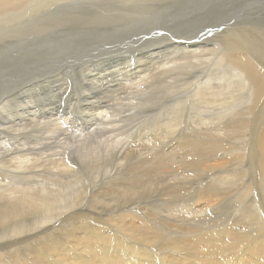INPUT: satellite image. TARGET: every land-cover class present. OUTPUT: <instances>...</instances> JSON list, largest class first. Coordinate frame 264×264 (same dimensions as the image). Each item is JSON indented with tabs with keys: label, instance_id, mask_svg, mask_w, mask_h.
Masks as SVG:
<instances>
[{
	"label": "rangeland",
	"instance_id": "obj_1",
	"mask_svg": "<svg viewBox=\"0 0 264 264\" xmlns=\"http://www.w3.org/2000/svg\"><path fill=\"white\" fill-rule=\"evenodd\" d=\"M120 1L121 0H111L110 3ZM184 1L185 2H183V0H161L160 5L154 4L155 9L142 13L143 16L141 14L140 18L137 19H135V16L131 17L135 14L128 12L129 10L126 9L127 5L123 6L118 11L106 12L103 10L105 9L103 6L102 8L100 7L101 5H98V7L95 4H92L93 6L89 4V6L85 2L73 3V5H67L70 3H66V5L64 4V6H62V9L58 8L59 13L49 14V18H46L48 17L46 16L43 18L44 20L41 19V21L32 20L33 22L30 23L31 19L26 16L22 19L20 18V20H14L12 15L13 10L10 12L7 11L1 17L3 19H0V29L2 30H0V134L9 132L4 129V127L8 125L5 124L6 121L18 125L22 124L19 128L20 130L16 132V136L25 137L27 135V137H31V139L35 138L34 141L43 143L41 147H36L33 152L37 154L40 153L43 157H46L52 154L50 151L51 149L47 151V145L50 144L48 138L52 136L51 131L55 128L53 123L59 124V127L65 129L66 131H64V133L66 132L65 134L69 136L72 135L74 130H76V132H74L75 135H77L81 132L84 133V131H89L90 128L95 129L97 127L96 129L98 131H96V133L98 132L97 135H99V139L93 142V144L95 143V146H97L100 143V137L101 140L105 139V141L109 142L112 139V143H106L108 145L105 144L106 147L103 144L100 145L101 147L103 146L102 148L104 150L106 149L104 152L106 158L103 156L99 161H95V167H93V164L91 165L92 169H89L90 166H87V168L83 167V170H85V173L83 172L85 176L83 187L86 193L83 190L79 195V199L83 201L84 204L91 206V209L100 208L104 211H108V213L117 207L125 208L121 217L118 218L121 223H125L129 218L133 217L135 219L137 218V229L145 232L149 231V233L151 230L155 232L157 229L158 232H156L160 237L158 238L157 244L164 245L163 250L159 251H166L168 253L167 257L172 256L175 258L182 256L187 250L190 251L194 249H190L192 245L188 246L186 242L190 245V243L200 237L217 239L219 236L223 237V233L227 232L229 229L230 232L236 235L238 232L241 238L256 239L262 233L258 218L261 217L260 220L264 222V210H262L264 209V151L260 153L258 146H256L261 130L264 128L263 123L258 130L261 117H264V99L261 98L258 102H255V99L252 100V96L249 94L248 90H242L237 78V72L230 70L232 69L231 66L225 65L227 61H231L236 54H245L246 52L256 53L257 56L264 59V0ZM90 7L92 9H97L95 12H97L96 14L99 20L97 17L95 18L94 12ZM131 10H133V8H131ZM123 13L131 15L125 18V16L120 15ZM77 14L81 17H78ZM51 15L53 16L51 17ZM106 16L107 18H105ZM227 18L232 19L227 20ZM114 19H117V21ZM233 20L236 21L233 22ZM42 21H44V23ZM142 21H144V23ZM116 22L120 24L117 23V25ZM121 23L123 25H121ZM213 23H215V25ZM145 28L148 31L143 32L137 37H130L131 39L125 34L130 29L133 31H144ZM115 29L117 30L115 31ZM173 30L174 32L172 33ZM203 39H207L212 43H201L200 46H203L202 49H190V46H188L191 45V43H197L198 40ZM109 40L112 41L109 43ZM165 40L167 41L165 42ZM151 43L153 44L151 45ZM110 44H112V46ZM172 47H174V49H172ZM192 50L201 51L196 53L190 52ZM219 50H221L222 53L217 52ZM165 56H167V58ZM163 59L166 62L162 61ZM160 60L165 63H162ZM174 62L176 64H174ZM166 63L167 66L165 65ZM180 63L189 64V67H184L186 71L183 73L185 77H183L184 81L181 83L182 89L180 87L169 86L172 92L175 91L174 95L171 92V94H169L167 92H169L170 89H165L166 86L164 84L158 85V80L162 82L165 78V80L169 81L168 77L177 71V66ZM124 66H127V69ZM160 68L164 69L161 70ZM220 71L222 73L231 74L234 77L233 79H237L238 81L235 85V90L231 89L215 95L209 90L208 85L210 84L209 81L212 73ZM128 72L131 73V75ZM23 76L24 78H22ZM188 76H195L196 80L192 81V85L186 83L189 79ZM177 80L178 79H176V81ZM156 84L158 87L155 86ZM145 87L146 90L144 89ZM158 88L163 90H159L160 94L157 92ZM148 89H151L152 93L149 92ZM140 90L147 91V94L145 93V97L147 98H143L146 105L137 115V118L135 117L124 124H119L121 128L118 127L119 125H117V123H112L119 119L117 118L118 109L120 110L122 106L127 105L128 102L130 103L132 98L135 97L134 93L141 92ZM165 90H167L166 93L164 92ZM153 94L155 96H152ZM168 97L169 99H167ZM164 99L166 100V105H164ZM120 102L124 105L120 104ZM160 104H162V107ZM2 107H4L5 110L2 109ZM220 110L222 113H220ZM102 111L105 112V114H103L101 118L99 115ZM180 111L182 112L180 113ZM25 112H28L29 115H33L34 113L36 117L31 118L27 116ZM124 115L125 114H122V116ZM104 117L108 118L107 123L110 122L112 125L108 124L107 126L106 123L97 125L99 122L98 120ZM35 127H38V129ZM102 127H104V129H102ZM115 127L118 128L116 129ZM139 127L140 129L143 127L142 130L138 129ZM167 127H174L175 129H169L168 131ZM211 127H213L212 130ZM135 128H137L136 131H134ZM216 128L219 129L217 130L219 132H215ZM115 129L117 131L119 129L118 135ZM232 129L233 131H231ZM139 130L141 132H139ZM226 131L228 132L227 135L230 134L229 136H226ZM102 132L105 133L106 136ZM211 132H213L215 136ZM111 133L113 136L115 134L117 136L115 135V137L112 136L113 138H110ZM102 134L104 136H102ZM220 135H224V137H220ZM203 136H205V139H203ZM236 136L239 137L236 138ZM0 137L2 136L0 135ZM108 137L110 139L106 140ZM192 137L195 139L193 138L192 140ZM239 140L241 143L237 142ZM0 141H2V139H0ZM115 142L118 144L116 145ZM113 143H115V145ZM93 144L92 146H94ZM109 144H113L114 147H111ZM235 146H237L238 149ZM208 147L210 148L207 149ZM30 148H32V146L29 147V149ZM107 148H110V150L112 148V150L117 148V151L114 150L113 154L112 150L110 153L108 152L110 150ZM138 149H140L139 152L136 151ZM143 149L146 151L144 152ZM234 150L240 152H235ZM241 150L243 152H241ZM58 151L56 152L54 149V154L58 155ZM25 153L28 152H23V154ZM127 154L131 155L128 156ZM218 159L220 160L218 161ZM82 160L87 164L86 159ZM223 163V166H229L227 168L228 171H232L229 173L234 174L236 172L235 174L240 173V175L233 176L231 177L233 179H231L225 176L226 174L224 173L216 174L214 169L217 168V165L219 166ZM209 165H214V168ZM235 165L237 168H235ZM136 167L138 170L135 169ZM130 170L131 172H129ZM206 170L209 171L206 172ZM111 171L114 173H111ZM119 171L120 173H118ZM121 171L123 174H121ZM178 171L180 173H178ZM95 175L98 176L96 177ZM3 176L4 174L1 172V184L5 181ZM113 177L114 180L116 179L115 181H113ZM235 179L237 180L236 182L234 181ZM238 179H240V181ZM222 182L224 184L223 186ZM248 183L252 191L251 193L246 190V185ZM253 183H255L256 186ZM102 184H104V186ZM85 185L87 186L85 187ZM237 187L239 190L236 189ZM229 188L235 190L232 191ZM225 189L226 191L228 190L227 193ZM235 191L236 193H234ZM210 192L215 194V200H213L214 202L212 204L213 207L215 206V209L208 208L205 211L198 210V206L206 202L201 200L203 203L199 204L200 201L198 199L208 197ZM83 193L84 196L87 195V198L85 197L84 199V197H82ZM231 193L234 195L228 198ZM256 196H258V199ZM239 198L242 201H240ZM235 200H237V203ZM253 203L254 205L256 203L258 206H254ZM216 207L218 209H216ZM249 215H251V217ZM156 217L161 219H156ZM254 218H256L258 222ZM221 221L223 223H221ZM155 223H157V226ZM75 226L77 229L74 226L70 228L71 233L72 230L80 229L79 225ZM150 227H153L155 230ZM191 227L193 229H191ZM219 229L221 232H219ZM165 232H168L167 236ZM188 233L190 235L195 234L190 236ZM213 233L217 236L215 237ZM176 234L179 235L177 238L174 237ZM141 259L144 260L145 258L141 257ZM155 259L157 260V264H172L171 261L163 260L160 256ZM222 264L228 263L223 261Z\"/></svg>",
	"mask_w": 264,
	"mask_h": 264
},
{
	"label": "bare ground",
	"instance_id": "obj_2",
	"mask_svg": "<svg viewBox=\"0 0 264 264\" xmlns=\"http://www.w3.org/2000/svg\"><path fill=\"white\" fill-rule=\"evenodd\" d=\"M111 0H0V19L7 11L13 10V19L20 20L23 17H28L31 19L30 23L33 21H38L43 19L44 17L49 18V14L59 13L58 8H63L64 4L70 3L67 5H73V3L77 4L80 2H85L86 4H95L101 5L105 8L106 12H112L115 10H120L123 6L127 5L126 9H128L130 13H134L135 15L131 16L135 19L140 18L142 13H146L154 8V4L160 5L161 0H121L120 2H112ZM123 1V2H122ZM197 1V0H196ZM180 2V1H179ZM178 2V3H179ZM183 2H185L183 0ZM194 3V2H193ZM90 6V5H89ZM93 6V5H92ZM98 6V7H99ZM80 7V6H79ZM96 7V6H95ZM65 8V7H64ZM87 8V7H86ZM89 8V7H88ZM133 8V10H131ZM165 8V6H164ZM66 9V8H65ZM72 9V8H70ZM94 12L95 18L99 20L98 15L95 12L97 9H92ZM100 10V9H99ZM17 11V12H16ZM65 11V10H64ZM67 11V10H66ZM71 11V10H70ZM78 11V10H77ZM159 11V10H158ZM79 12V11H78ZM77 12V13H78ZM126 12V13H128ZM153 12V11H152ZM156 12V11H155ZM62 13V12H60ZM120 14L121 16H127L131 14ZM70 14V13H69ZM72 14V13H71ZM58 15V14H57ZM68 15V14H67ZM74 15V13H73ZM72 15V16H73ZM119 15V16H120ZM53 15H51L52 17ZM64 16V15H63ZM78 16V14H77ZM105 16V15H104ZM139 16V17H138ZM143 16V14H142ZM162 16V15H161ZM12 17V16H11ZM59 17V16H58ZM81 17V16H78ZM109 17V15H108ZM165 17V16H164ZM104 18V17H102ZM107 18V16L105 17ZM119 18V17H118ZM117 18V19H118ZM159 18V17H158ZM52 19V18H51ZM50 19V20H51ZM117 19H114L117 21ZM120 19V18H119ZM134 19V18H133ZM232 18H227V20H231ZM33 20V21H32ZM44 20V19H43ZM122 20V19H121ZM218 20V19H216ZM5 21V20H4ZM120 21V20H119ZM236 20H233V22ZM44 23V21H42ZM144 23V21H142ZM141 22V23H142ZM151 22V21H150ZM158 22V21H157ZM231 22V21H230ZM240 22V21H239ZM249 22V21H248ZM118 22H116L117 24ZM130 23V22H129ZM138 23V21H137ZM216 23V22H215ZM215 23H213L215 25ZM218 23V22H217ZM250 23V22H249ZM120 24V23H118ZM117 24V25H118ZM248 24V23H247ZM254 24V23H253ZM31 25V24H30ZM121 25H123L121 23ZM145 25V24H144ZM213 25V26H214ZM256 25V23H255ZM7 26V25H6ZM29 26V25H28ZM126 26V25H125ZM124 26V27H125ZM168 26V25H166ZM220 26V25H219ZM239 26V25H238ZM254 26V25H253ZM122 27V26H120ZM165 27V26H164ZM170 27V26H169ZM217 27V26H216ZM14 28V27H12ZM21 28V27H20ZM26 28V27H25ZM131 28V27H129ZM163 28V27H162ZM175 28V27H174ZM243 28V26H242ZM241 28V29H242ZM247 29L246 27H244ZM255 28V27H254ZM259 28V27H258ZM119 29V28H118ZM126 29V28H125ZM124 29V30H125ZM135 29V28H134ZM140 29V28H139ZM164 29V28H163ZM224 29V28H223ZM244 29V30H245ZM1 30V29H0ZM17 30V28H16ZM21 30V29H20ZM26 30V29H25ZM32 30V29H30ZM28 30V31H30ZM117 29H115L116 31ZM121 30V28H120ZM123 30V29H122ZM128 30V29H127ZM157 30V29H156ZM172 30V29H171ZM236 30V29H235ZM239 30V29H238ZM255 30V29H254ZM257 30V28H256ZM260 30V29H259ZM2 31V30H1ZM0 31V32H1ZM148 31L146 28L144 31H133L129 30L125 34L128 37H137L143 32ZM151 31V30H150ZM154 31V29H153ZM247 31V30H246ZM253 31V29H252ZM119 32V30H118ZM123 32V31H122ZM158 32V31H157ZM174 30L172 31V33ZM250 32V31H249ZM162 33V32H161ZM212 33V32H211ZM233 33V32H232ZM252 33V32H251ZM254 33V32H253ZM257 33V32H256ZM262 33V32H261ZM33 34V33H32ZM118 34V33H117ZM246 34V33H245ZM243 34V35H245ZM260 34V33H259ZM21 35V34H20ZM126 35V36H127ZM144 35V34H143ZM156 35V34H155ZM162 35V34H161ZM214 35V34H213ZM114 36V35H113ZM125 36V35H122ZM220 36V35H218ZM127 37V38H128ZM152 37V36H151ZM216 37V36H215ZM121 38V37H120ZM126 38V39H127ZM128 38V39H129ZM142 38V37H141ZM140 38V39H141ZM182 38V37H181ZM212 38V37H211ZM222 38V37H221ZM247 38V37H246ZM256 38V37H255ZM260 38V37H259ZM116 39V38H115ZM131 39V38H130ZM139 39V38H138ZM144 39V38H143ZM149 39V38H148ZM152 39V38H151ZM178 39V38H177ZM176 39V41H177ZM219 39V38H218ZM258 39V38H257ZM118 40V39H117ZM123 40V39H122ZM160 40V39H158ZM164 40V39H163ZM162 40V41H163ZM109 40L108 42L110 43ZM161 41V40H160ZM167 40H165L166 42ZM184 41V40H183ZM182 41V42H183ZM193 41V39H192ZM256 41V40H255ZM260 41V40H259ZM117 42V41H116ZM127 42V41H126ZM135 42V41H134ZM138 42V41H137ZM136 42V43H137ZM151 42V41H150ZM178 42V41H177ZM186 42V41H185ZM184 42V43H185ZM190 42V41H189ZM207 42H211L207 39L198 40L197 43H191V48H199L202 49L203 46H200L201 43L206 44ZM251 42V41H250ZM130 43V42H129ZM149 43V42H148ZM168 43V42H167ZM212 43V42H211ZM225 43V42H224ZM120 44V43H119ZM122 44V43H121ZM142 44V43H141ZM153 43H151L152 45ZM220 44V43H219ZM112 46V44H110ZM139 45V44H138ZM149 45V44H148ZM157 45V44H156ZM169 45V44H168ZM184 45V44H183ZM209 45V44H207ZM258 45V44H257ZM254 45V46H257ZM136 46V45H134ZM144 46V45H141ZM140 46V47H141ZM167 46V45H166ZM177 46V44H176ZM250 46V45H249ZM260 46V45H259ZM10 47V46H9ZM158 47V46H157ZM162 47V46H161ZM120 48V47H119ZM127 49L126 47H124ZM138 48V47H137ZM144 48V47H143ZM160 48V47H158ZM263 48V47H262ZM157 49V48H156ZM174 49V47H172ZM182 49V48H181ZM254 49V48H252ZM120 50V49H118ZM129 50V49H128ZM154 50V48H153ZM178 50V49H177ZM176 50V51H177ZM233 50V49H232ZM256 50V49H255ZM71 51V50H70ZM69 51V52H70ZM201 51V50H200ZM196 50H192L190 52H200ZM132 52V51H131ZM130 52V53H131ZM180 52V51H179ZM222 53L221 50L217 51ZM16 53V52H15ZM161 53V52H160ZM159 53V54H160ZM165 53V52H164ZM176 53V52H175ZM189 53V52H188ZM110 54V53H109ZM115 54V53H114ZM119 54V53H118ZM157 54V53H156ZM213 54V53H212ZM70 55V54H69ZM117 55V54H116ZM132 55V54H131ZM19 56V55H18ZM110 56V55H109ZM151 56V55H150ZM155 56V55H154ZM163 56V55H162ZM168 56V55H167ZM167 56H165L167 58ZM170 56V55H169ZM168 56V57H169ZM179 56V53H178ZM261 56V55H260ZM164 57V58H165ZM171 57V56H170ZM202 57V56H201ZM75 58V57H74ZM142 58V57H141ZM165 58V59H166ZM73 59V58H72ZM162 59V57H161ZM199 59V58H198ZM13 60V59H12ZM20 60V59H19ZM59 60V59H58ZM137 60V59H136ZM140 60V59H139ZM157 60V58H156ZM167 60V59H166ZM174 60V59H173ZM229 60V59H228ZM17 61V60H16ZM41 61V60H40ZM62 61V59H61ZM79 61V60H78ZM161 61V60H160ZM159 61V62H160ZM162 61H165L164 59ZM161 61V62H162ZM171 61V60H170ZM19 62V61H18ZM66 62V61H65ZM151 62V61H150ZM160 62V63H161ZM166 62V61H165ZM162 62V63H165ZM168 62V60H167ZM172 62V61H171ZM187 62V61H184ZM200 62V61H199ZM50 63V62H49ZM58 63V62H57ZM157 63V62H156ZM170 63V62H169ZM190 63V62H189ZM196 63V62H195ZM23 64V63H22ZM39 64V63H38ZM127 64V63H126ZM158 64V63H157ZM172 64V63H171ZM170 64V65H171ZM174 64H176L174 62ZM225 64V63H224ZM24 65V64H23ZM27 65V64H26ZM160 65V64H159ZM167 66V63L165 64ZM169 65V64H168ZM227 66H231L233 71L237 72V78L239 80V84L242 90H248L249 94L252 96V100L255 99V102H258L261 98L264 99V59L257 56L256 53L246 52L245 54H236L231 61H227ZM28 66V65H27ZM31 66V65H30ZM189 67V64L180 63L177 66V71L174 74H171L168 80H164L159 82L158 85L164 84L165 89H170L169 86L180 87L182 89V82L184 81L185 76L183 73L186 71L184 67ZM127 69V66H124ZM192 67V66H191ZM199 67V66H198ZM203 67V66H202ZM67 68V67H66ZM166 68V67H165ZM227 68V67H226ZM11 69V68H10ZM16 69V68H15ZM68 69V68H67ZM161 69V68H160ZM164 69V68H162ZM161 69V70H162ZM170 69V68H169ZM28 70V69H26ZM173 70V69H172ZM208 70V69H207ZM206 70V71H207ZM8 71V70H7ZM18 71V70H17ZM155 71V70H154ZM193 71V70H192ZM157 72V71H156ZM221 72V71H220ZM214 72L210 77V84L208 85L209 90L212 91L215 95L222 93L223 91H229L231 89L235 90V85L237 84V79H233L234 77L231 74ZM1 73V72H0ZM129 73V72H128ZM194 73V72H193ZM82 74V73H81ZM131 75V73H129ZM191 74V73H190ZM189 74V75H190ZM203 74V73H202ZM34 75V74H33ZM164 75V74H163ZM166 75V74H165ZM186 75V74H185ZM196 75V74H195ZM203 76V75H202ZM165 77V76H164ZM189 77V76H188ZM205 77V76H203ZM24 78V76L22 77ZM176 79H178L176 81ZM207 79V78H206ZM162 80V79H161ZM196 80L195 76L189 77L187 84H191L192 81ZM22 82V81H21ZM28 82V81H27ZM42 84V83H41ZM157 84L155 85L156 87ZM198 84V83H197ZM17 85V84H16ZM192 85V84H191ZM154 86V85H153ZM20 87V86H19ZM155 87V88H156ZM202 87V86H201ZM37 88V87H36ZM161 88V87H159ZM158 88V94H160V90ZM146 90V87L144 88ZM157 89V88H156ZM174 89V88H173ZM191 89V88H190ZM149 90V89H148ZM160 90V91H159ZM171 90V89H170ZM167 93L171 94L175 93L172 90ZM176 90V89H174ZM135 92V97L132 98L131 102L127 103V105L122 106V108L118 111L117 121L112 123L124 124L132 118H137V115L142 111L143 107L146 105V102L143 100L145 97V93L147 91ZM167 90L164 92L166 93ZM196 91V90H195ZM194 91V93H195ZM199 91V90H198ZM151 92V89L149 90ZM171 92V93H170ZM152 93V92H151ZM150 93V94H151ZM198 93V92H197ZM201 93V92H200ZM240 93V91H239ZM14 94V93H13ZM39 94V93H38ZM149 94V95H150ZM157 94V95H158ZM168 94V95H169ZM186 94V93H185ZM189 94V93H188ZM199 94V93H198ZM202 94V93H201ZM248 94V93H246ZM32 95V94H31ZM162 95V94H161ZM197 95V94H196ZM212 95V94H211ZM233 95V94H232ZM152 96H155L154 94ZM200 96V95H199ZM209 96V95H208ZM242 96V95H241ZM149 97V96H148ZM160 97V96H159ZM172 97V95H171ZM189 97V96H188ZM187 97V98H188ZM191 97V96H190ZM239 97V96H238ZM147 98V97H145ZM158 98V97H157ZM162 98V97H161ZM164 98V97H163ZM207 98V97H206ZM210 98V97H209ZM169 99V97L167 98ZM173 99V98H171ZM150 100V99H149ZM153 100V99H152ZM165 100V99H164ZM183 100V99H182ZM187 100V99H186ZM1 101V100H0ZM157 101V100H155ZM150 102V101H149ZM154 102V101H153ZM161 102V101H160ZM164 102V101H163ZM223 102V101H222ZM232 102V101H231ZM230 102V103H231ZM5 103V102H4ZM159 103V102H158ZM162 103V102H161ZM215 103V101H214ZM120 104H123L120 102ZM212 104V103H211ZM210 104V105H211ZM226 105V103H224ZM223 104V105H224ZM116 105V104H115ZM124 105V104H123ZM154 105V104H153ZM156 105V104H155ZM162 107V104H160ZM166 105V100L165 104ZM224 105V106H225ZM257 105V104H256ZM3 106V105H2ZM152 106V105H151ZM157 106V105H156ZM177 106V105H176ZM206 106V105H205ZM215 106V105H214ZM228 106V105H226ZM118 107V106H117ZM185 107V106H184ZM212 107V106H211ZM230 107V106H229ZM226 108V107H225ZM4 109V107H2ZM5 110V109H4ZM3 110V111H4ZM188 110V109H187ZM193 110V109H192ZM222 110V109H221ZM220 110V113H222ZM154 111V110H153ZM34 112V111H33ZM182 111H180L181 113ZM27 116L31 118L36 117L33 115H29L28 112H25ZM225 113V112H224ZM228 113V112H227ZM105 112H101L99 116L101 118ZM122 114H125L122 116ZM8 115V114H7ZM218 115V114H217ZM98 117V116H97ZM113 117V116H112ZM211 117V116H210ZM228 117V116H227ZM125 118V119H120ZM233 118V117H231ZM192 119V117H191ZM237 119V118H236ZM251 119V118H248ZM247 119V120H248ZM108 118L104 117L103 119H99L97 125H102L107 123ZM111 120V119H110ZM171 120V119H170ZM241 120V119H240ZM239 120V121H240ZM246 120V122H247ZM252 120V119H251ZM135 121V120H134ZM172 121V120H171ZM209 121V120H208ZM223 121V120H222ZM231 121V120H230ZM250 121V120H249ZM242 122V121H241ZM259 122V121H258ZM34 123V122H33ZM53 123V122H50ZM152 123V122H151ZM164 123V122H163ZM170 123V122H169ZM264 123V117H261V121L258 124V130L261 128V125ZM5 124H8L4 127V129L9 132L6 134H0L2 137V141H0V173L3 172L5 181L1 184L0 182V264H157L156 257H161L163 260H169L172 264H222V262H226L228 264H264V222H262L261 217H257L260 224L261 235L256 239H244L241 238L239 233L237 235L230 232L229 230L223 233V237L215 238H205L200 237L194 240L190 245L186 242L188 246L194 248L193 250H183L185 251L180 257H172L168 256L166 251L163 250L162 245H158V231L156 229L155 232L143 231L137 229L138 221L131 217L125 223H121L118 219L121 217L125 208L117 207L113 209L110 213L108 211H104L100 208L91 209L89 205H86L79 199L80 193L84 190L83 181L84 174L83 167L87 168L93 164L94 162L99 161L104 155L105 150L100 146L101 144L105 145L106 143H110L109 141L101 140L100 143L95 146L97 139H99V135H97L96 128L91 129L89 131H77L81 132L80 134L75 135L76 130L73 131L72 135H67L64 133L65 129L59 127L53 123L55 128L51 131V137L48 138V142L50 144L47 145V151L52 152L50 156L43 157L42 154L34 153L33 151L36 147H41L43 143L34 141L35 138L31 139V137H17L16 132H18L22 124H15L10 121H6ZM4 125V124H2ZM145 125V124H144ZM170 125V124H169ZM176 125V124H175ZM174 125V127H175ZM201 125V124H200ZM92 126V125H91ZM105 126V125H104ZM116 126V125H113ZM161 126V125H160ZM211 126V125H210ZM120 127V125L118 126ZM117 127V128H118ZM174 127L168 128L173 129ZM182 127V126H180ZM203 127V126H202ZM230 127V126H229ZM227 127V128H229ZM233 127V126H232ZM23 128V127H22ZM21 128V129H22ZM38 129V127H35ZM44 128V127H43ZM46 128V127H45ZM99 128V127H98ZM109 128V127H108ZM116 128V127H115ZM116 128V129H117ZM121 128V127H120ZM143 127L138 129L142 130ZM164 128V126H163ZM207 128V127H206ZM213 127H211L212 130ZM244 128V126H243ZM29 129V128H28ZM41 129V128H40ZM104 129V127H102ZM101 129V131H102ZM115 129V130H116ZM137 128L134 129L136 131ZM175 129V128H174ZM189 129V128H187ZM23 130V129H22ZM70 130V129H68ZM67 130V131H68ZM72 130V129H71ZM107 130V129H106ZM113 130V129H112ZM139 130V132H141ZM147 130V129H146ZM184 130V129H180ZM209 130V129H208ZM215 130V129H214ZM219 130L216 128L215 132ZM230 130V129H229ZM3 131V130H2ZM25 131V130H24ZM43 131V130H42ZM117 131V130H116ZM119 131V129H118ZM116 132L117 135L119 132ZM144 131V129H143ZM142 131V132H143ZM150 131V130H147ZM233 131V129L231 130ZM1 132V131H0ZM26 132V131H25ZM28 132V131H27ZM111 132V131H110ZM154 132V131H153ZM174 132V130H173ZM225 132V131H224ZM238 132V131H237ZM246 132V131H245ZM31 133V132H30ZM39 133V132H38ZM103 133V132H102ZM132 133V132H131ZM146 133V132H145ZM152 133V132H151ZM213 134V132H211ZM222 133V132H220ZM226 131V136L227 135ZM230 133V131H229ZM247 133V132H246ZM250 133V132H249ZM19 134V133H17ZM22 134V133H21ZM25 134V133H24ZM23 134V135H24ZM105 134V133H103ZM102 134V136H104ZM115 134V133H114ZM140 134V133H139ZM197 134V133H196ZM224 134V133H223ZM224 134V135H225ZM237 134V133H236ZM29 135V134H28ZM101 135V134H100ZM109 135V134H108ZM116 135V134H115ZM111 133V137H115ZM116 135V136H117ZM142 135V134H141ZM187 135V134H186ZM195 135V133H194ZM214 135V134H213ZM212 135V136H213ZM224 135H222L224 137ZM234 135V134H232ZM254 135V134H253ZM30 136V135H29ZM106 136V134H105ZM113 136V137H112ZM148 136V135H147ZM154 136V135H153ZM164 136V135H163ZM215 136V135H214ZM220 135V137H222ZM225 136V137H226ZM240 136V135H239ZM238 136V137H239ZM246 136V135H245ZM249 136V134H248ZM259 136V135H258ZM34 137V135H33ZM106 138L110 139V138ZM128 137V136H127ZM151 137V136H149ZM180 137V136H179ZM184 137V136H183ZM198 137V136H197ZM205 136H203V139ZM236 136V138H238ZM140 138V137H139ZM166 138V137H165ZM194 137H192L193 140ZM207 138V137H206ZM228 138V137H226ZM233 138V136H232ZM235 138V137H234ZM241 138V137H240ZM249 138V137H248ZM115 139V138H114ZM135 139V138H134ZM154 139V138H153ZM195 139V138H194ZM213 140L212 138H210ZM43 140V139H42ZM41 140V141H42ZM142 140V139H141ZM166 140V139H165ZM232 140V139H231ZM236 140V139H235ZM116 141V140H115ZM198 141V140H197ZM217 141V140H215ZM36 142V143H34ZM91 142V143H90ZM127 142V141H126ZM157 142V141H156ZM235 143V141L233 140ZM240 142L241 141H237ZM256 142V141H254ZM15 143V144H13ZM112 143V142H111ZM116 143V142H115ZM115 143H113L115 145ZM133 143V142H132ZM163 143V142H162ZM161 143V144H162ZM204 143V142H203ZM215 143V142H214ZM222 143V142H221ZM225 143V142H224ZM223 143V144H224ZM239 143V144H240ZM252 143V142H251ZM92 144L94 146H92ZM106 144V145H107ZM109 144L111 147L114 145ZM118 143H116L117 145ZM121 144V143H119ZM142 144V143H141ZM218 144V143H217ZM229 144V143H228ZM227 144V145H228ZM46 145V144H45ZM105 145V147H106ZM202 145V144H200ZM219 145V144H218ZM222 145V144H221ZM236 145V144H235ZM243 145V144H241ZM3 146V147H2ZM29 149V147H31ZM108 146V145H107ZM109 146V147H110ZM119 146V145H118ZM126 146V144H125ZM135 146V144H134ZM141 146V145H140ZM178 146V145H177ZM215 146V145H214ZM260 153L264 151V128L261 130L260 137L258 139L257 145ZM50 147V148H49ZM117 147V146H116ZM121 147V146H120ZM118 147V148H120ZM143 147V145H142ZM173 147V146H172ZM192 147V146H191ZM196 147V146H195ZM229 147V145H228ZM237 148V146H235ZM234 147V148H235ZM241 147V146H240ZM244 147V146H243ZM28 148V149H26ZM125 148V147H124ZM138 148V147H137ZM145 148V147H144ZM208 147L207 149H209ZM233 148V149H234ZM235 148V149H236ZM26 149V150H25ZM40 149V148H39ZM54 149L56 152L58 151V155L54 154ZM108 149V148H107ZM113 149V148H112ZM111 149V150H112ZM117 149V148H116ZM114 149V150H116ZM175 149V148H174ZM186 149V148H185ZM193 149V148H192ZM229 149V148H228ZM238 149V148H237ZM250 149V148H249ZM41 150V149H40ZM44 150V149H43ZM110 150V148L108 149ZM107 150V151H108ZM111 150L108 151L111 153ZM112 150V152L114 151ZM122 150V147H121ZM119 150V151H121ZM125 150V149H124ZM140 149L136 150L139 152ZM144 150V149H143ZM148 150V148H147ZM257 150V151H259ZM27 151L28 153L23 154V152ZM45 151V150H44ZM46 151V152H47ZM117 151V150H116ZM115 151V152H116ZM146 150H144L145 152ZM190 151V150H189ZM228 151V150H227ZM235 151V150H234ZM238 151V150H236ZM235 151V152H236ZM262 151V152H261ZM127 152V151H125ZM142 152V151H140ZM161 152V151H160ZM207 152V151H206ZM220 152V149H219ZM229 152V151H228ZM240 152V151H238ZM241 152H243L241 150ZM248 152V151H247ZM22 153V154H21ZM119 153V152H118ZM122 153V152H121ZM137 153V152H136ZM135 153V154H136ZM152 153V152H151ZM215 153V152H214ZM230 153V152H229ZM108 154V153H107ZM114 154V152H113ZM116 154V153H115ZM141 154V153H140ZM149 154V153H148ZM209 154V153H208ZM219 154V153H218ZM226 154V153H225ZM235 154V153H234ZM128 155V154H127ZM131 155V154H130ZM128 155V156H130ZM138 155V154H137ZM215 155V154H214ZM237 155V154H235ZM239 155V154H238ZM245 155V154H244ZM243 155V156H244ZM264 155V154H263ZM36 156V157H35ZM143 156V155H142ZM163 156V155H162ZM171 156V155H170ZM212 156V155H211ZM210 156V157H211ZM123 157V156H122ZM138 157V156H137ZM140 157V156H139ZM148 157V156H147ZM172 157V156H171ZM229 157V156H228ZM254 157V156H253ZM104 158V159H105ZM120 158V157H119ZM143 158V157H141ZM149 158V157H148ZM221 158V157H220ZM227 158V157H226ZM235 158V157H234ZM238 158V157H237ZM86 159L87 164L82 160ZM214 159V158H213ZM217 159V158H216ZM126 160V159H125ZM124 160V161H125ZM172 160V159H171ZM215 160V159H214ZM220 159H218L219 161ZM229 160V159H227ZM231 160V159H230ZM121 161V160H120ZM142 161V160H141ZM145 161V160H144ZM217 161V162H218ZM233 161V160H231ZM184 162V161H183ZM226 162V161H225ZM85 163V164H84ZM107 163V162H106ZM145 163V162H144ZM222 163V161H221ZM227 163V162H226ZM235 163V161H234ZM249 163V162H247ZM98 164V162H97ZM112 164V163H111ZM115 164V163H114ZM141 164V163H140ZM189 164V163H188ZM191 164V163H190ZM217 164V163H215ZM228 164V163H227ZM225 164V165H227ZM231 164V163H230ZM239 164V163H238ZM110 165V164H109ZM142 165V164H141ZM222 165H217L214 170L216 174L224 173L225 176L233 177L239 176V174L229 173L228 167ZM247 165V164H246ZM98 166V165H97ZM96 166V168H97ZM103 166V165H102ZM118 166V165H117ZM183 166V165H182ZM211 166V165H209ZM236 166V165H235ZM258 166V165H257ZM144 167V166H143ZM214 168V165L211 166ZM232 167V166H231ZM247 167V166H246ZM255 167V166H254ZM102 168V167H101ZM107 168V167H106ZM123 168V167H122ZM212 168V169H213ZM237 168V166L235 167ZM116 169V168H115ZM118 169V168H117ZM136 170L137 167L135 168ZM231 169V168H230ZM100 170V169H99ZM102 170V169H101ZM107 170V169H106ZM187 170V169H186ZM87 171V170H86ZM114 171V170H113ZM118 171V170H116ZM124 171V170H122ZM121 171V174H123ZM135 171V170H134ZM175 171V170H174ZM177 171V170H176ZM190 171V170H189ZM209 170H206V172ZM254 171V169H253ZM258 171V170H257ZM97 172V171H96ZM131 172V170L129 171ZM232 172V171H231ZM240 172V171H239ZM85 173V172H84ZM111 173H114L111 171ZM120 173V171L118 172ZM157 173V172H156ZM178 173H180L178 171ZM182 173V172H181ZM196 173V172H195ZM254 173V172H253ZM95 174V173H93ZM99 174V173H96ZM104 174V173H103ZM117 174V173H116ZM118 174V175H121ZM173 174V173H172ZM183 174V173H182ZM86 175V174H85ZM115 175V174H114ZM194 175V174H193ZM223 175V174H222ZM244 175V174H243ZM246 175V174H245ZM91 176V175H90ZM96 176V175H95ZM98 176V175H97ZM96 176V177H97ZM117 176V175H115ZM131 176V175H130ZM200 176V175H199ZM217 177H220L216 175ZM215 176V177H216ZM104 177V176H103ZM109 177V174H108ZM107 177V178H108ZM123 177V176H122ZM204 177V176H203ZM210 177V176H209ZM227 177V178H228ZM46 178V179H45ZM91 178V177H90ZM112 178V177H110ZM119 178V177H117ZM146 178V177H145ZM172 178V177H171ZM212 178V177H211ZM244 178V177H243ZM94 179V178H93ZM104 179V178H103ZM229 179V178H228ZM233 179V178H231ZM95 180V179H94ZM111 180V179H110ZM116 180V179H115ZM114 177H113V181ZM146 180V179H145ZM240 181V179H238ZM246 180V179H244ZM243 180V181H244ZM253 180V179H252ZM92 181V180H91ZM90 181V182H91ZM105 181V180H104ZM103 181V182H104ZM157 181V180H156ZM176 181V180H175ZM205 181V180H204ZM208 181V180H207ZM215 181V180H214ZM220 181V180H219ZM237 181L236 179L234 180ZM95 182V181H94ZM99 182V181H98ZM102 182V181H101ZM107 182V181H106ZM211 182V181H210ZM225 182V181H224ZM232 182V181H231ZM251 182V181H250ZM92 183V182H91ZM90 183V184H91ZM228 183V182H227ZM86 184V183H85ZM95 184V183H94ZM110 184V183H109ZM142 184V183H141ZM234 184V183H232ZM241 184V183H238ZM244 184V183H243ZM255 186L256 184L253 183ZM104 186V184H102ZM113 185V184H111ZM133 185V184H132ZM145 185V184H144ZM194 185V184H193ZM217 185V184H216ZM219 185V184H218ZM222 182V186H223ZM236 185V184H235ZM242 185V184H241ZM87 185H85L86 187ZM89 186V185H88ZM97 186V185H96ZM207 186V185H206ZM221 186V185H220ZM240 186V185H239ZM95 187V186H94ZM101 187V186H100ZM107 187V185H106ZM254 187V186H253ZM252 187V188H253ZM92 188V187H91ZM90 188V189H91ZM125 188V187H124ZM139 188V186H138ZM210 188V187H209ZM234 188V186H233ZM93 189V188H92ZM91 189V190H92ZM222 189V188H221ZM228 189V188H226ZM225 189V191H226ZM230 189V188H229ZM239 190V188H236ZM101 190V188H100ZM120 190V189H118ZM132 190V189H131ZM232 190V189H230ZM235 190V189H233ZM232 190V191H233ZM246 190L248 192H252L249 186V183L246 185ZM85 191V190H84ZM95 191V189H94ZM103 191V190H102ZM117 191V190H116ZM130 191V190H129ZM142 191V190H141ZM195 191V190H194ZM228 191V190H227ZM226 191V193H227ZM91 192V191H90ZM99 192V191H98ZM140 192V191H139ZM161 192V191H160ZM224 192V191H223ZM230 192V191H229ZM238 192V191H237ZM86 193V191H85ZM115 193V192H114ZM124 193V192H123ZM165 193V191H164ZM236 193V191L234 192ZM249 193V194H250ZM261 193V192H260ZM134 194V193H133ZM138 194V193H137ZM166 194V193H165ZM218 194V193H217ZM220 194V193H219ZM224 194V193H223ZM230 194V193H229ZM245 194V193H244ZM256 194V193H255ZM89 195V194H88ZM92 195V194H91ZM100 195V194H99ZM140 195V194H139ZM164 195V194H163ZM201 195V194H200ZM226 195V194H225ZM228 195V194H227ZM234 194L231 193L233 196ZM258 195V194H257ZM84 196V193L82 197ZM101 196V195H100ZM124 196V194H123ZM132 196V195H131ZM137 196V195H136ZM221 196V195H220ZM224 196V195H223ZM222 196V197H223ZM238 196V195H237ZM241 196V195H239ZM251 196V195H250ZM260 196V195H258ZM258 196L257 199H258ZM96 197V196H94ZM121 197V195H120ZM139 197V196H137ZM165 197V196H164ZM209 197V199H208ZM208 197L203 199H198L200 201L199 204L203 203L202 201H206L202 205L198 206V210L205 211L208 208H214L212 206L213 200H215V194H208ZM247 197V196H246ZM255 197V198H256ZM87 198V197H86ZM90 198V197H89ZM97 198V197H96ZM144 198V197H143ZM202 198V197H201ZM235 198V197H233ZM142 199V197H141ZM242 199V197H241ZM249 199V198H248ZM254 199V197H253ZM83 200V199H82ZM147 200V199H146ZM209 200V201H208ZM231 200V199H230ZM240 200V198H239ZM251 200V198H250ZM89 201V199H88ZM104 201V200H103ZM125 201V200H124ZM237 203V200H235ZM242 201V200H240ZM255 202V201H254ZM231 203V202H230ZM241 203V202H240ZM250 203V201H249ZM94 204V203H93ZM104 204V203H103ZM107 204V203H106ZM138 204V203H137ZM153 204V203H151ZM248 204V203H247ZM252 204V203H251ZM259 204V203H258ZM114 205V204H113ZM136 205V204H135ZM143 205V204H142ZM141 205V206H142ZM154 205V204H153ZM205 205V206H204ZM249 205V204H248ZM254 205V203H253ZM256 205V203H255ZM254 205V206H255ZM261 205V204H260ZM263 205V203H262ZM95 206V205H93ZM138 206V205H137ZM252 206V205H250ZM258 206V205H256ZM261 207V206H260ZM107 208V206H106ZM250 208V207H249ZM264 208V206H263ZM215 209V208H214ZM216 209H218L216 207ZM254 209V208H252ZM258 209V208H257ZM261 209V208H259ZM194 210V209H193ZM264 210V209H262ZM214 211V210H213ZM238 211V210H237ZM240 211V210H239ZM260 211V210H259ZM158 212V209H157ZM156 212V213H157ZM160 212V211H159ZM195 212V211H193ZM207 212V211H206ZM256 212V211H255ZM254 212V213H255ZM213 213V212H212ZM247 213V212H245ZM126 214V213H125ZM124 214V215H125ZM155 214V213H154ZM248 214V213H247ZM246 214V215H247ZM251 214V213H250ZM263 214V213H262ZM170 215V214H169ZM257 215V214H255ZM261 215V214H258ZM162 216V215H161ZM248 216V215H247ZM251 217V215H249ZM253 216V214H252ZM263 216V215H262ZM249 217V218H250ZM256 217V216H254ZM139 218V217H138ZM178 218V217H177ZM245 218V217H244ZM146 219V218H145ZM156 219H161L157 218ZM253 219V218H252ZM256 219V218H254ZM264 219V218H263ZM124 220V219H123ZM196 220V219H195ZM256 219V221L258 222ZM145 221V220H144ZM152 221V220H151ZM166 224V221L163 219ZM246 221V220H245ZM234 222V221H233ZM256 222V223H257ZM149 223V222H148ZM154 223V222H153ZM220 223V222H219ZM221 223H223L221 221ZM220 223V225H221ZM242 223V222H241ZM157 226V223H155ZM189 224V223H188ZM231 224V223H230ZM75 225H79V230H72L70 232L71 227H76ZM167 225V224H166ZM216 225V224H215ZM219 225V224H218ZM241 225V224H240ZM256 225V224H255ZM258 225V224H257ZM168 226V225H167ZM189 226V225H188ZM254 226V225H253ZM218 227V226H217ZM229 227V226H228ZM226 227V228H228ZM256 227V226H255ZM190 228V227H188ZM187 228V229H188ZM231 228V227H230ZM77 229V227H76ZM154 229V228H153ZM164 229V228H163ZM191 229H193L191 227ZM232 229V228H231ZM248 229V228H247ZM155 230V229H154ZM172 230V229H171ZM209 230V229H208ZM215 230V229H214ZM236 230V229H235ZM216 231V230H215ZM234 231V230H233ZM257 231V230H256ZM160 232V231H159ZM219 232L220 229H219ZM218 232V233H219ZM166 233V232H165ZM203 233V232H202ZM205 233V232H204ZM208 233V232H207ZM168 232L166 233L167 236ZM179 234V233H178ZM189 234V233H188ZM195 234V233H194ZM193 234V235H194ZM200 234V233H199ZM214 234V233H213ZM212 234V235H213ZM239 234V235H238ZM182 235V234H179ZM179 235H174L177 238ZM190 235V234H189ZM192 235V234H191ZM190 235V236H191ZM192 235V236H193ZM211 235V236H212ZM222 235V234H221ZM164 236V235H163ZM184 236V235H183ZM182 236V237H183ZM215 236V234H214ZM217 236V235H216ZM215 236V237H216ZM254 236V235H253ZM169 237V236H168ZM172 237V236H171ZM250 237V236H249ZM184 238V237H183ZM246 238V237H245ZM262 238V239H260ZM186 239V238H185ZM194 239V238H193ZM260 239V240H258ZM160 240V239H159ZM172 240V239H171ZM175 241V240H174ZM186 241V240H185ZM160 243V242H159ZM171 244V243H170ZM176 244V243H173ZM168 245V244H167ZM185 245V244H184ZM183 245V246H184ZM174 246V245H173ZM177 248V247H176ZM168 250V249H167ZM171 250V249H170ZM204 250V251H203ZM172 252V251H171ZM177 252V251H176ZM172 254V253H171ZM170 255V254H169ZM141 257L145 258L144 260ZM164 262V261H163ZM167 264V263H166Z\"/></svg>",
	"mask_w": 264,
	"mask_h": 264
}]
</instances>
